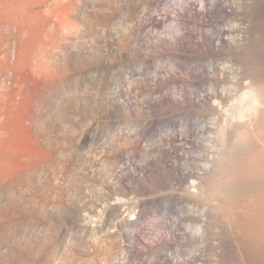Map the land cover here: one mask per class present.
<instances>
[{"label": "bare ground", "instance_id": "bare-ground-1", "mask_svg": "<svg viewBox=\"0 0 264 264\" xmlns=\"http://www.w3.org/2000/svg\"><path fill=\"white\" fill-rule=\"evenodd\" d=\"M161 1L0 0V264H78L70 244L74 237L91 241L92 252L103 257L104 264L143 257L159 258L158 264H212L211 254L227 250L222 240L211 235L224 231L218 218L229 221L237 234H245L246 242L256 247L264 242V144L259 145L264 139V117L255 101L264 86L253 69L240 71L241 49L250 44V22L260 13L256 0H199L171 18L177 28L171 50L184 54L177 53L184 62L196 53L204 61L199 76L186 70L201 83L200 92L188 96L182 91L178 99L201 108L203 118L191 136L189 128L187 135L180 131L165 140L160 169L152 166L155 162L139 170L130 164L134 174L125 181L144 195L133 206V198H126L122 190L120 196L115 193L114 179L105 183L99 179L103 163L113 178L124 155L109 140L115 109L125 103L115 96V89L124 93L116 74L125 71L124 78L135 81L146 73L134 66L137 56L140 59L144 52L152 61L168 54L166 45L157 46L160 51L142 38L164 23L150 14ZM79 29L85 33L81 46L74 45L77 37L72 39ZM26 70L34 77L29 71L26 77ZM79 79L80 90L69 92ZM149 79L146 74L145 110L174 107L165 95L166 82ZM194 80L196 88L199 84ZM133 86L125 93L128 107H124L134 116L140 111L132 101ZM59 106L71 110L69 119L76 125L66 121ZM56 112L65 114L67 127L58 124L62 119ZM141 125L139 133L144 136L151 121ZM201 132L210 134L204 144L193 139ZM234 135L247 137L243 146L254 148L239 150ZM191 149L200 153L194 169L188 170L186 155ZM88 150H93L94 173L83 183L75 161ZM154 173L174 186L175 195H166V202L183 206L180 220L192 222V229L188 232L178 220L165 228L164 237L144 244L139 223L152 205L147 196L148 184L157 182ZM88 184L96 210L90 209L81 189ZM177 238L188 248L185 258L162 255L171 252Z\"/></svg>", "mask_w": 264, "mask_h": 264}, {"label": "rangeland", "instance_id": "rangeland-1", "mask_svg": "<svg viewBox=\"0 0 264 264\" xmlns=\"http://www.w3.org/2000/svg\"><path fill=\"white\" fill-rule=\"evenodd\" d=\"M139 1H141V0H139ZM256 1H258L259 5H260L259 6L260 7V13H259V17L252 19L250 22V29H251V31L249 33V36H250V42L249 43L250 44L249 45L245 44L241 49L242 53H243V64L241 65L240 71H241V74H244L246 71H251L253 69V71L255 72V75L260 79V81L262 82V84L264 86V0H256ZM198 2H199V0H162L161 3L159 4V6H157V8H155V9L153 8L151 10L150 14L159 20L164 19V23H162L159 28H150L148 31L144 32V34H142V38L145 41V43L148 45L150 44V45H154L156 47L161 45V44L166 45L164 47L166 49H168V54H166L167 53L166 52L163 55H159L155 59H153L152 61H150V59L147 56L143 55V54H145L144 52H143L142 56H144L146 59L144 57H143L144 58L143 59L142 56L140 59L138 56H137V59H135V57H136L135 55L133 57V59H135V60H133L134 66L141 68L142 71L144 70L142 73L146 72L145 74H143L144 76H142V77H144V80H145V75L147 74V77L150 79H159L161 81L166 82V88H165L166 94L165 95L171 102H174V104H175L174 107H172L170 109H165L164 107H162L161 109H158L157 111H155L153 113L145 110L144 100H145L146 95L144 93L145 92V90H144L145 89V82H144L143 78L140 77V78L136 79L137 81L132 80L131 82H129V80L127 78H124V74L126 77L125 71L119 72L121 74L120 75L118 73L119 76H118V74H116L117 76L115 75L116 77H120V78L115 77V79H117L116 81L117 82L119 81L118 82L119 88H121L122 90L126 89L123 91L121 89H119V90H121V92H124L123 94H121L120 91L118 94V91H116V89H115L114 92H116L115 93L116 98L122 102H124V100H125V103L127 104L128 101H127V98L125 96L126 95L125 93H126L127 89L130 87V85L131 86L134 85L133 87H131V90H133V88H135V90H133L134 91L133 94L134 93H136V94H135V96L133 95V97H135V98H133L132 101L136 102L135 104L138 107V111H140V112H138V114L134 115V116L130 115V112L128 110L129 108L128 109L125 108L126 106L128 107V105H126L125 103L124 104L126 106L122 103L123 105L119 104L116 107L115 119H114V128H113L112 135L109 137V140H111V142H112V144H114L115 148H117L121 151H124V155H123L122 160L120 162H118V164H116V166L114 167L116 175H114L113 178L108 177L109 176L108 175V173H109L108 167L109 166H107L104 163L102 164V168H100L98 175H99V179L101 178L103 181L101 179L100 180L104 183H105V181H109L110 179L111 180L114 179L116 181V182L114 181L115 186H116V187L114 186L115 193L117 192L116 194H118L119 196L122 193L124 196H126V198L128 195L130 197L128 199L133 198L130 200V202L132 201L131 204L134 201L136 202L137 201L136 199H140L141 197H144V195L142 194L141 191H137V190L135 191L133 189V186H131V184L128 181H125V178H127V177L130 178L133 176L132 174H134V169L132 168V166L130 164L133 163V164L137 165V168L139 170V168L146 166L145 165L146 163L148 164V162H149L150 164H152L155 162L154 164H152V166L157 167L156 168L157 170L160 169L159 167L161 166L160 160H162V152L165 151L167 148L165 143H164L165 140L169 139L171 136H173V134H175L176 132H180V131L181 132L186 131L185 133L187 135V133H188L187 129L189 130V128H190L189 131L190 132L192 131V132L191 133L189 132L188 135L191 136V134H193V127L196 126V123L198 122V120L203 118V114H202L203 111L201 110V108H194L193 105H189L187 103H186L187 104L186 105L184 102H180L178 99L180 98V95L183 94L184 91H185L184 94H186V95H188L189 93H192V91H193L192 94H194L196 92H200L201 89L199 90V87L200 88L202 87L200 85L201 83H197L196 82L197 80H194L193 76H195V75L197 76L198 73H201L199 71H201L202 69L200 70L199 68L202 67L200 65H203L202 63H204V61L202 62V59L198 60L200 58L197 57V53H196V56L193 55L195 57L194 59L190 60L189 62H184V59L181 60L180 57H177L178 52L172 51L170 48V45H169V43H172L173 37L175 36L176 31H177V28L174 26V23L172 22L171 18L175 17L179 13V11L182 9L183 6H185V5L187 6L190 4L198 5ZM164 16H167V18H164ZM78 25H79V23H78ZM80 30L81 29H79L78 31H75L74 33H76V35L78 33V35L76 36L73 33V35L75 37H72V39L74 38L75 41L77 39L76 42L74 41L76 43L74 45H77V46L78 45L81 46V44H83V40H84L83 34H85V33L82 30L81 31ZM79 34H81V36H79ZM108 47L110 48V46H108ZM157 49L161 51V47H157ZM112 51L115 53L117 51V49L114 47V48H112ZM178 54H182V53H178ZM182 55H184V54H182ZM184 63H185V65H184ZM181 65H182V67H181ZM247 69H249V70H247ZM186 70L188 71V73L190 72V74H193V72H194V75L188 76V73ZM192 70H194V71H192ZM28 71L29 70H26V77H27V74L31 72V71H29V72ZM195 72H197V74ZM24 73H25V71L23 72V74ZM29 75H28V77H29ZM31 75H32V77H34L33 73ZM23 76H25V74ZM191 79H193L197 84H199L198 87L195 88L194 87L195 85H192L193 80H191ZM121 81H122V83H121ZM195 82H194V84H196ZM75 84H77V85H75ZM75 84L72 85L73 87L70 88V91H69V92H72L73 94H76V92L78 90H80V87L82 85V81L79 79V82L77 81V83H75ZM79 84H81L80 87H77ZM126 84H129V86H127V88L125 86ZM197 84H196V86H197ZM74 86L77 88V89H75L76 91L74 90V88H75ZM136 87H137V89H136ZM194 90H196V91H194ZM245 91L246 90L244 89V92ZM72 93H70V94H72ZM123 95H124V97H123ZM190 95H188V96H190ZM255 101L260 104V112H261L262 116L264 117V87L262 89L261 95L258 96V98ZM60 107H62V106H59V108ZM59 108H58V110L62 111L63 113L65 112L66 115L59 113V112H56V114L59 113V118H60V120L62 119L61 121H63V124H61L60 120H58V121H60V123L58 121H56V122H58V124H60V125H64V127L70 121H72V122H70V125H76L75 123L73 124V120H70L71 115L69 113H71V112L68 113L69 109L66 108L67 110L64 111L63 109H65V107H62V109L61 108L59 109ZM244 108L247 112L248 107L245 106ZM69 111H71V110H69ZM246 112H244V113H246ZM64 115H65L66 119H68V120H66L68 122L65 121V117L62 118ZM64 121L66 122V124H64ZM146 121H148V122L151 121V125H150V128L148 129L147 134H145L143 136V135H140L139 132H141V129H142L141 124H144ZM54 122H52V123H54ZM217 122H218L216 124L217 126L221 124L219 120ZM56 124H53V125L58 126ZM70 125H68V126H70ZM191 127H192V129H191ZM66 130H65V132H67ZM137 130H139V131H137ZM209 136H210L209 133L206 134L205 132H201V133H196L195 138H193V139L194 140L197 139V141L199 143L204 144L205 142H207L209 140ZM234 136L235 137L233 138V142L236 143L235 145L239 150H244L245 148L252 150L254 148V147L249 148L248 145L243 146L249 142V139L247 137L244 138L241 135H234ZM53 137H56V135H54ZM193 137H194V135H193ZM263 144H264V139L259 140V145H263ZM258 148H260V147H258ZM255 150H256V148H255ZM191 151H192V149L186 155L187 156L186 158L188 160H187V163L185 165V168L188 170L194 169V167L197 163V160L199 159L198 154L200 153V150H198V149H196V150L194 149V151H192V152ZM147 157H148V159H147ZM75 164H76L77 172H78V174H80L79 178L83 181V183H86L87 179L92 178V175L94 173L93 150H88V151H84L82 153H79L76 157ZM119 177H121V178H119ZM122 178L124 179V181ZM154 178L157 182L154 183L155 185L154 184H151V185L148 184L149 195L147 196L148 198L151 197L150 201H151V199H153L151 201L152 205H150L149 208L148 207L146 208L149 210L152 209L153 211L152 210L147 211L145 209L146 215L144 214V217L145 216L146 217L143 219V221L141 223H139L141 228L144 229L143 234L140 235V239L144 244H151L154 239L164 237V235H166L165 234L166 233L165 228L170 227L171 224L173 225L174 223H178V220H179V223L182 224V226L184 227L185 230H187V231L189 230L188 232H190L192 229V222L186 221V220H184V221L180 220L181 217H183V212H182L183 206L175 203V201H173L172 204H167V202H166L167 196L171 195V193H173L172 196L175 195V193L173 192L174 186H170L172 184H169V182L166 183L165 180H168V179L165 178V180H164L163 178L159 177V175L157 173L154 175ZM120 180H121V182H120ZM126 182H128V183L126 184ZM125 184H126V186H125ZM166 184H168L169 186L168 187L165 186ZM115 188L118 191H116ZM171 188H173V189H171ZM81 189H82V191L86 192L85 199H86L87 203L89 204L90 209L96 210L97 205H96L95 198L91 194V185L88 184L85 188L81 187ZM167 190H168V192H167ZM120 191H121V193H120ZM123 191L125 193H123ZM133 204H132V206H133ZM154 204H155V206H154ZM151 206H153V207H151ZM180 206L182 207V209L180 208ZM99 211H100V209H98V213H99ZM178 217H180V218L178 219ZM222 219L218 218L217 220L219 221V223L222 222L221 224L224 226V231L222 233L218 232V231H214V232L212 231L211 235L213 233L212 238L215 240H222L225 243L227 250L222 255L211 254L212 256L210 258L213 260L212 264H254V263L264 264V242H262L260 244L258 243L257 247H256V243L254 244L250 240H249L250 242L248 240L246 242L245 239H247V238H246L245 234L240 233L239 230H238L239 233L237 234V230L235 228H233V230H232V226L230 225V222L226 221L225 218L223 220ZM223 222H224V224H223ZM215 233H216V235H215ZM177 240H179V238H177L173 242L174 244H173L171 252L170 253L169 252H163L162 255H164V256L168 255L169 256L172 253L173 254L175 253L176 256L178 255L177 257H179L180 260L185 258V253L188 250V248L181 245V243H178L180 241H177ZM90 243H91V241L89 242V240L88 241L84 240V241L80 242L75 237L71 239L70 244H71V246L75 252V259L77 260L78 264H104L103 262H105V261L101 260V259H103V257L100 258L92 252L93 246L91 245L92 243L91 244ZM248 245H250V246H248ZM252 248H254V249H252ZM165 253H167V254H165ZM251 256H256V257L258 256V257L252 258ZM141 259L142 258L136 259V261H135V259H131L132 261L129 259V261L128 260L125 261L124 264H144V262H145V264L146 263H152V262H153V264L154 263L158 264V262L160 261L159 258H156V259L154 258L153 261L150 258L147 259V257H145V258L143 257L144 260L142 259V261H141ZM253 259H255V262ZM113 264H114V262H113Z\"/></svg>", "mask_w": 264, "mask_h": 264}]
</instances>
